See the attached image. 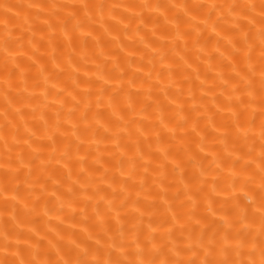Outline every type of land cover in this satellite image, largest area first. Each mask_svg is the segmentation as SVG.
<instances>
[{
	"label": "bare ground",
	"instance_id": "obj_1",
	"mask_svg": "<svg viewBox=\"0 0 264 264\" xmlns=\"http://www.w3.org/2000/svg\"><path fill=\"white\" fill-rule=\"evenodd\" d=\"M83 2L103 4L105 8L102 14L94 10L90 26L86 24L84 28L71 34V45L58 27L49 29L44 23L47 19V9L41 13L40 8L36 7L53 3L78 5ZM261 2L262 0H0V5L12 6L11 12L7 14L0 7V42L5 38L3 21L7 15L9 28L13 30L12 39L23 36L20 42L23 48L21 49L19 44H14L13 47L18 53L23 52L18 55V63L24 69L23 74L18 70L12 78L14 86L5 100V74L0 66V259L4 258L2 245L5 232L9 234V243L12 245L8 253L9 260L30 258L31 251L39 249L41 258L47 256L54 261L57 259L56 250L50 247L49 241L57 244L64 252L72 247L70 241L80 243L81 247H95L96 239L103 237L94 212L96 201L93 200L88 205L86 212L82 211V196L69 207L68 201L72 197L67 190L72 185L79 194L80 185H73V181L78 177L81 181L86 180L89 175L98 180L105 168L109 169V179L105 180L101 187L106 190L107 196L112 198V188L108 187V183L113 175L116 176V183L113 184L116 189V204L119 205L130 194L127 207L120 213V224L113 219L115 213L107 217L110 234L117 233L121 227L127 231L139 223L143 233L141 240L155 228L154 235L157 242H160L166 230L172 227L173 212L182 216L180 223H187V218L183 216L187 208H180L181 202L186 200L184 184L197 186L193 180L199 174L197 168L185 164L173 171L172 159L179 152L178 159L184 161L185 147L198 157H207L202 160L205 168L211 164L210 153L225 158L224 171L216 178V192L211 191L213 175L206 176L209 183L205 186V193L201 194L197 214L207 216L209 203L217 210L216 217H211L212 219H218L223 211L229 210L231 201H225L233 194V189L230 187L231 177L228 170L237 156L247 153L253 146L252 157L244 156L237 165V170L247 160L258 156L261 144L259 131L261 123L264 122V115H261L255 105L248 106L246 110L243 107H227L224 80L235 83V73L230 64L231 48L227 45V38L234 35L228 31L231 24L224 20L219 21L216 31L225 39L219 40L217 44L219 38L210 27L202 23L208 9L193 6L211 3L259 5ZM29 5L33 7L30 8ZM68 11L70 9H65L62 15ZM217 15H212L209 25L217 20ZM231 19L232 17L227 18L228 21ZM258 19L257 15V21ZM49 22L55 23L56 18L53 17ZM242 23L245 30L250 27L247 20H242ZM177 27L180 32L190 35L177 38ZM53 33L55 40L50 44L48 36ZM197 35L200 37V45L194 46L193 40ZM30 39L33 40V45H29ZM198 48H203L204 51L199 52ZM220 52L224 55L221 56ZM160 53L166 54L163 63L160 62ZM53 54L57 57L59 67L51 60ZM258 54L257 49L254 56ZM69 57L71 66L68 64ZM41 68L45 69L44 75L50 77L47 84L40 75ZM149 70H152L151 81L146 79ZM101 73L107 83L97 79ZM221 73L224 80L219 78ZM129 81L134 83L130 84ZM150 83L154 87L149 96ZM101 87L106 91L98 108L96 100ZM88 88L92 93L90 97L85 96V89ZM230 88L231 85L229 91ZM61 89L65 91L61 92ZM45 91L47 99L43 95ZM181 92L182 95H179ZM222 92L224 95H221ZM129 94L134 111H129L127 107ZM73 96L82 101L80 110L73 116L74 121H79L84 104L91 100L89 123L93 128L97 127L92 121V116L99 111L103 114V122L110 128V132L105 133L104 129L100 128L94 141L92 130L84 131V124L81 122L78 133L80 139L73 136L71 124L63 122L68 109L74 104ZM109 97L116 98V109L118 114L123 116L122 121L112 116L113 109L107 106ZM190 97H194V100ZM173 98L186 101L182 114L188 117L189 123L177 132V136H183V140H173L171 133L158 123L161 113L157 109V102L164 107V119L171 121L169 127L177 123L176 107L169 103ZM194 105L198 111L192 110ZM57 110L61 113L62 128L61 132L53 135ZM234 111L241 113L239 120L244 129L248 128L251 122L252 131L247 140L243 138V130L238 135L233 126ZM8 121H11L15 128L9 125ZM126 121H133L128 125L131 140L127 133L121 132V147L116 148L111 136L123 128ZM193 122L197 128L195 133L192 132ZM138 129L143 130V136H140ZM184 132H187L186 136ZM14 133L16 140L13 139ZM225 133L228 135L225 136ZM5 135L8 147H5L3 139ZM138 137L141 140L140 150L145 154L144 160L139 163L143 164L150 159V171L141 188L140 180L145 174L143 168H138L135 180L128 182L129 191L121 193L119 181L126 179V175L120 176L117 161L121 159V153H124L123 167L127 173L130 168L127 160L136 155L137 149L133 141ZM201 142L204 145L203 152L199 147ZM69 143L71 159L61 158ZM158 147L170 149L168 161L157 151ZM21 157L24 160L23 165L18 162ZM9 158L11 165L6 163ZM81 158H84L83 161ZM42 161L46 167L42 166ZM161 164L167 166L161 169ZM9 168L17 170V173L9 171ZM69 168L71 179L68 178ZM212 168H215V165H212ZM162 171L164 176L160 175ZM252 171H255V164L249 169V172ZM249 187L255 188V185ZM234 194L243 200L239 183ZM203 195H208L210 201L204 200ZM101 209L103 210L102 204ZM186 235L187 232L182 233L177 224L171 239L183 247ZM17 238L21 241L18 247L15 243ZM29 245L33 248L29 249ZM134 247L128 251H133ZM12 252H18V257H13Z\"/></svg>",
	"mask_w": 264,
	"mask_h": 264
},
{
	"label": "snow or ice",
	"instance_id": "obj_2",
	"mask_svg": "<svg viewBox=\"0 0 264 264\" xmlns=\"http://www.w3.org/2000/svg\"><path fill=\"white\" fill-rule=\"evenodd\" d=\"M0 7L4 9L6 14L11 12L12 9V6L7 4L0 5ZM28 7L31 8L33 5H29ZM36 7L40 8L41 13L47 9V19L44 20V23L49 29H56L58 27L69 45H71V34L78 29L84 28L86 24L90 26L93 20L94 10H98L102 14L105 5H94L83 2L78 5L53 3ZM173 7L177 6L173 5ZM193 7L199 9L206 7L208 9L207 16L202 23H204L205 26L210 27L219 38L217 44H219V40L225 39V37L221 36L220 33L216 31L219 21L224 20L231 24L228 31L234 35L227 38V45L231 48L229 55L232 57V61H230V64L235 73V77L233 78L235 83H232L231 80H224L223 74H219V78L224 80L223 86L227 92V107L229 109H240L243 107L246 110L248 106L255 105L259 109L261 115H264V0H262L259 5L254 3L244 5L211 3L208 5H196ZM65 9H70V11L62 15ZM253 13L257 14L253 15ZM213 14H218L217 20L212 21L209 25V21H211ZM38 15H40V13H38ZM257 15L259 17L258 21ZM53 17L56 18V22H49ZM228 17H232L231 21L227 20ZM242 20H247V23L250 26L247 30L244 29ZM257 23L259 26H257ZM3 28L5 38L0 42V66H2L3 73L5 74L3 90L5 100H7L9 90L14 86L12 78L18 70L21 74H23L24 71L21 64L18 63V55H22L23 52L18 53L13 47L14 44H19V47L21 49L23 48V44L20 43L23 40V36L17 37L15 40L12 39L13 30L9 28V18L7 15L3 21ZM253 28L255 29L254 32ZM88 35H91V33H88ZM188 35H190V33H182L177 27V38ZM41 39H44V37H41ZM54 40V33L48 36L50 44L53 43ZM33 43V40L30 39L29 45H33ZM193 45H200L199 35L193 40ZM257 49L259 54L254 56ZM198 51L203 52L204 49L198 48ZM217 51H219V48H217ZM220 55L223 56L224 53L220 52ZM29 59H31V57H29ZM165 59L166 54L160 53V62L163 63ZM209 59H211V57H209ZM51 60L54 65L59 67L55 54L51 56ZM71 63V58L69 57V66H71ZM33 64H35V61H33ZM241 65H243V67H241ZM154 68L155 65L153 64V69ZM169 71H172L171 66H169ZM44 72L45 69L41 68L40 75L43 76L44 82L47 84L50 77L44 75ZM157 76L159 77V73ZM97 79L104 80L105 83H107V80H105L102 73L97 76ZM146 79L151 81L152 70H149L148 73H146ZM74 83L76 82L74 81ZM88 83L91 84V81ZM129 83H134V81H129ZM157 83H159V79H157ZM229 85H231L230 91L228 90ZM76 86H79L78 83ZM53 87H55V85H53ZM153 87L154 85L150 83L148 88L149 96L151 95ZM63 91L65 90L61 89V92ZM105 91L106 90L103 87L99 90V95L96 100L98 108L103 101ZM237 93L239 95H237ZM69 94L71 95V93ZM91 94L90 88L85 89V96L90 97ZM43 95L45 99H47L46 91ZM179 95H182V92ZM221 95H224V92H222ZM165 96L167 98L166 91ZM245 96L247 99H245ZM190 98L194 100V97ZM72 99L74 104L68 109L63 122L71 124L73 136H76L78 140L80 139L78 133L80 131L81 122L84 124V131L92 130L94 141L96 133L100 128H103L105 133L110 132V128L105 122H103V114L99 111L95 112L92 116V121L97 127L93 128L92 124L89 123V112L92 111L91 100L84 104L79 121H74L73 116L80 110L79 106L82 101L76 99L75 96H73ZM169 103L174 104L176 107V116L178 117L177 123L173 127H169L171 121H166L164 119V107L157 102V109L161 113L158 123L161 127L166 128L171 133L173 140H183V136L178 137L177 132L178 130H183L189 123L188 117L182 114L184 112L183 105L186 101H178V98H173ZM107 106L113 109V117L118 121L123 120V116L119 115L117 112L115 97L108 98ZM63 107L64 105L61 102V108ZM127 107L129 111H134L131 94H129L128 97ZM192 110L198 111L195 105ZM17 113L19 114V110H17ZM240 114L241 113L238 111L232 112V116L234 117L233 126L237 129L238 135L241 130H243V138L247 140L249 139V133L252 131L251 122L249 127L244 129L239 120ZM56 116L57 120L52 129L53 135L56 132H61L62 128L60 110H57ZM131 123H133V121L124 122V127L112 134L111 138L115 141L116 148L121 147V132L127 133L131 140V132L128 131V125ZM8 124L15 128V125H13L11 121H8ZM16 131H18V129H16ZM138 131L140 136L144 135L143 130L138 129ZM196 131V124L193 122L192 132L195 133ZM184 135L186 136L187 132H184ZM227 135L228 134L225 133V136ZM259 138L261 144L258 156L247 160L237 170V165L240 160L244 159V156L252 157V152L254 151L253 146L247 153L237 156L236 159L232 161L228 170V175L231 177L230 187L233 189V194L227 197V200L225 201V203L231 201V207L229 210L223 211V214L219 215L218 219L211 218L216 217L217 215V210L212 208L211 203L208 204L207 216L198 215L197 209L200 206L201 194L205 193V186L209 183L206 176L213 175L211 191H217L216 178L224 171L225 158L210 153L212 155L211 164L208 168H205L202 164V160L207 157H198L195 153H192L187 147H185L184 156L186 159L180 161L178 159V152L177 156L172 159L173 171L177 168H182L185 164L197 168L199 174L193 178L197 186L193 187L192 184H184V195L186 200L181 202L180 208H187V211L183 213V216L187 218V223H180L182 216L173 212L172 227L166 230L161 237L160 242H157L156 236L154 235L156 232L155 228H152L148 235L144 236V239L141 240L143 233L139 223L134 224L132 228L127 231L121 227L117 230V233L110 234V229L107 227V224L109 223L107 217L112 213H115L113 219H115L117 224H120V213L122 209L127 207L130 194L129 196H126L119 205L116 204V189L113 187V184L116 183V176L113 175L110 178L111 182L108 183V187L112 188V198L107 196L106 190L101 187V184L109 179V169L105 168L103 175H101L98 180L89 175L86 180L81 181L78 177L76 181H73V185H80L79 194L72 185H70L67 190L72 197V199L68 201L69 207L76 203V201L82 196L84 201V208L82 211L86 212L88 205L92 203L93 200L96 201L94 212L95 216L98 218V224L103 231V237H98L96 239L95 247L89 245L81 247L80 243L70 241L69 243L72 247L64 252L57 244L49 241L50 247L56 250L57 259L54 261L47 256L41 258L39 249L32 250L30 258L9 260L8 253L12 245L9 243V234L5 232L3 234L4 243L2 245L4 258L0 259V264H264V122L260 125ZM3 139L5 147H8L7 135H5ZM13 139H17L15 133L13 134ZM157 141L159 142V134H157ZM201 141H203V137H201ZM133 143L135 144L137 151L135 156L129 157L127 160V163L130 164L127 173H125L123 167L125 154L121 153V159L117 161L120 176L123 177L126 175V179L119 181L121 185V193L129 191L128 182L135 180L138 168H143L145 174L140 180L141 188L144 186L147 179V173L150 171V159L143 164L139 163V161L144 160L145 156L140 150V138L138 137ZM70 147L71 144L69 143V146L66 147L61 158L67 157L68 159H71ZM199 147L200 151L203 152L204 145L202 142ZM78 148L79 145H77V150ZM225 150L227 151V145L225 146ZM157 151L162 154L165 161H168V157L171 155L169 148L158 147ZM148 155L151 156V153ZM229 156H231V152H229ZM49 159H51V157ZM83 159L84 158H81V161H83ZM18 162L20 165H23V158H19ZM6 163L11 165V159L9 158ZM41 164L46 167L43 161ZM253 164H255V171L249 172V169L252 168ZM212 165H215V168H212ZM166 166V164H161L159 165V168L164 169ZM9 171L14 174L17 173V170L15 169L9 168ZM81 171L83 172V169ZM29 175H31V173H29ZM160 175L164 176V172L162 171ZM68 178L71 179L70 168L68 171ZM181 182L183 181L181 180ZM238 183L240 189L243 191V200L234 194ZM250 185H255V188H250ZM250 192L251 194H249ZM53 195H55V192H53ZM202 198L210 201L208 195H203ZM13 199H15V197H13ZM101 204L103 205V210L101 209ZM63 206L64 203L62 202L61 208H63ZM142 216L143 213L141 212L140 217ZM177 224H179L182 233L185 231L187 232L183 247L171 239ZM129 234H131V238H129ZM89 239H91V236ZM102 239L103 243H101ZM20 242V239L17 238L15 241L17 247ZM149 245H151V247H149ZM133 246H135L134 250L131 252L128 251L129 249H133ZM28 247L29 249L33 248L32 245H29ZM62 252L63 254H61ZM11 255L13 257H18L19 254L18 252H12Z\"/></svg>",
	"mask_w": 264,
	"mask_h": 264
}]
</instances>
